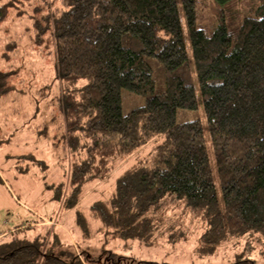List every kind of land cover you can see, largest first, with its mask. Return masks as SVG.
Wrapping results in <instances>:
<instances>
[{"label": "trees", "instance_id": "1", "mask_svg": "<svg viewBox=\"0 0 264 264\" xmlns=\"http://www.w3.org/2000/svg\"><path fill=\"white\" fill-rule=\"evenodd\" d=\"M239 4L7 0L0 5V26L27 16L34 44L42 47L51 38L56 45L62 95L59 110L38 127V136L57 138L54 148L63 145L72 158L67 181L54 196L64 211L75 210L86 185L105 181L121 156L161 136L148 158L120 175L110 199L93 206L91 214L108 239L152 245L167 215L181 206L204 224L196 252L201 258L214 256L229 234L264 237V0L244 15ZM5 48L7 61L19 51L16 41ZM155 65L162 69L161 80ZM193 70L205 123L179 120L181 113L199 108ZM18 75L0 70V101L17 89ZM123 90L146 99L127 116ZM76 213L78 226L88 232L86 219ZM41 241L0 243V264L91 263L86 253L85 260L70 251L54 256ZM237 260L256 264L249 250Z\"/></svg>", "mask_w": 264, "mask_h": 264}, {"label": "rangeland", "instance_id": "2", "mask_svg": "<svg viewBox=\"0 0 264 264\" xmlns=\"http://www.w3.org/2000/svg\"><path fill=\"white\" fill-rule=\"evenodd\" d=\"M6 1L0 0V5ZM239 3V13L244 15L254 10L260 0H239ZM180 17L192 62L193 51L182 6ZM31 25L26 16L11 19L0 26V70L19 72L14 80L17 89L0 101V235L7 234L0 238V243L40 239L45 243L44 250L50 249V254L54 256L70 251L85 260L86 253L91 262L87 264H137L146 261L237 264V254L248 250L256 264H264V237L256 239L252 233L240 237L229 234L214 256L201 258L196 252L204 233V224L183 206L167 215L164 224L154 233L152 245H145L136 239L122 241L105 236L102 223L94 220L91 214L93 206L98 201L110 199L120 175L148 158L162 144L161 136L130 156H121L115 163V171L105 181L86 185L75 210H63V205L54 199L55 190L67 181L65 171H69L72 158L63 145L54 148L57 138L46 141L38 136V127L49 122L55 115L54 111L57 113L59 110L58 99L62 95V81L57 79L55 68L56 45L51 38L42 47L35 45L34 35L28 30ZM12 41L18 43L19 51L7 61L2 55L7 52L6 44ZM154 72L161 80L162 69L155 65ZM193 74L199 108L181 113L179 120L200 119L205 123L203 99L194 70ZM44 87H47L45 92L42 91ZM122 99L125 116L146 101L142 96L126 90L122 91ZM61 121L62 118L58 119V127ZM56 132L53 130L52 135ZM206 139L210 147L208 131ZM76 212L86 219L88 232L84 233L78 226Z\"/></svg>", "mask_w": 264, "mask_h": 264}, {"label": "crops", "instance_id": "3", "mask_svg": "<svg viewBox=\"0 0 264 264\" xmlns=\"http://www.w3.org/2000/svg\"><path fill=\"white\" fill-rule=\"evenodd\" d=\"M6 235H7V234H2V235H0V238H1V237H4V236H6Z\"/></svg>", "mask_w": 264, "mask_h": 264}]
</instances>
